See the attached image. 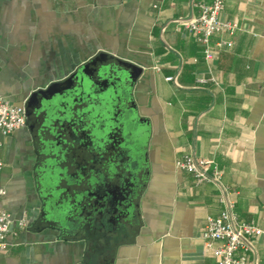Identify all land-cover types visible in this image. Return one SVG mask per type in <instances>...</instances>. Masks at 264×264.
Returning a JSON list of instances; mask_svg holds the SVG:
<instances>
[{
    "label": "crops",
    "instance_id": "0c3cea01",
    "mask_svg": "<svg viewBox=\"0 0 264 264\" xmlns=\"http://www.w3.org/2000/svg\"><path fill=\"white\" fill-rule=\"evenodd\" d=\"M200 1L210 2L0 0L6 100L22 105L35 89L105 52L142 69L109 113L127 110L148 128L136 204L125 218L104 212L96 223L89 175L81 177L80 193L71 175L69 190L54 183L43 192L28 127L2 137L0 206L12 225L0 264H215L203 227L228 200L239 219L263 230L246 240V264H264V0H224L222 18L238 27L232 36L212 37L232 45L209 61L181 27ZM200 76L215 82L200 84ZM75 151L53 165L91 163L88 148ZM184 154L215 161L220 182H197L178 169L175 161ZM22 218L26 225L19 228Z\"/></svg>",
    "mask_w": 264,
    "mask_h": 264
},
{
    "label": "water",
    "instance_id": "95a60500",
    "mask_svg": "<svg viewBox=\"0 0 264 264\" xmlns=\"http://www.w3.org/2000/svg\"><path fill=\"white\" fill-rule=\"evenodd\" d=\"M141 73L142 69L139 66L120 57L100 52L76 67L67 77L35 89L22 104L26 126L40 156L39 188L43 192H48L53 187L52 184L57 183L62 189L69 190L66 179L71 175L78 180L72 188L80 193V190H84L81 177L89 175L92 178L89 195L93 196L91 201L93 213H97L93 220L95 223L104 212H119L124 218L129 216L141 192L144 139L143 142L138 140L133 146L134 154L129 159L124 149L130 144L122 138L118 145L123 151H121L123 159L109 160V163H106L105 176L118 179L115 187L119 190L120 196L104 190L102 188L105 187L104 181L102 183L101 179V176H104L101 171L103 157L109 149L106 140L108 130L116 124L117 127L110 129L116 133L119 123L123 128L127 127V122L134 121L133 113L127 110L109 113V108L120 95L124 102L125 94L129 93ZM102 87L105 89L101 90ZM100 110L102 113H95ZM103 114L107 119L103 118ZM136 122H133L136 124V136L146 138L147 126L140 121ZM79 147L89 149L90 164L74 167L66 165L64 170L53 165V161L66 159L69 153ZM77 204L80 205L79 202ZM42 212L46 217L47 209Z\"/></svg>",
    "mask_w": 264,
    "mask_h": 264
},
{
    "label": "built area",
    "instance_id": "2783aa9c",
    "mask_svg": "<svg viewBox=\"0 0 264 264\" xmlns=\"http://www.w3.org/2000/svg\"><path fill=\"white\" fill-rule=\"evenodd\" d=\"M155 6V5H154ZM197 12L181 24L183 30L191 34L196 42L203 47L204 58L209 61L218 51L228 49L231 40L221 39L212 43V37L221 33L233 35L238 25L234 21L222 18L224 0H210L196 3ZM171 79V77L166 78ZM198 83L215 82L214 77L197 78ZM26 125V117L22 105H14L0 94V140L15 130ZM1 146V141H0ZM175 166L193 175L197 182H220L222 170L215 161L203 157L184 154L175 161ZM3 161L0 158V172ZM5 188L0 182V197ZM234 202L226 201L225 207L216 216L206 218L203 231L207 239V249L214 258L215 264H246L249 249L246 240L260 235L263 230L253 221L239 219L233 212ZM12 219L0 206V250L7 251L10 243ZM19 228L26 225L25 218L17 222Z\"/></svg>",
    "mask_w": 264,
    "mask_h": 264
},
{
    "label": "flooded vegetation",
    "instance_id": "af4514ba",
    "mask_svg": "<svg viewBox=\"0 0 264 264\" xmlns=\"http://www.w3.org/2000/svg\"><path fill=\"white\" fill-rule=\"evenodd\" d=\"M115 114V113H114ZM107 116H105L104 114H103V118H106ZM133 118V117H132ZM107 119V118H106ZM111 119H112V117H111ZM133 122H135V123H137L136 122V120H135V118H133ZM133 122H127V127H123L122 128V124H120L119 123V126H118V129H117V132L115 133V132H111V130L114 128V127H117L116 126V124H114V127L112 126L109 130H108V132H107V143H108V147H109V149H108V151H106L105 153V156L103 157V159H104V163H103V165H102V167H101V171H102V173H104V176L102 175L101 176V179H103V181H104V186L106 187V188H104L103 186H102V188L104 189V190H107V191H111L113 194H117V196L119 195L120 196V192H119V190H117V188L115 187V184H117L118 183V179L116 178V177H106L105 176V173H106V170H105V168L107 167V164L109 163V160H115V159H117V160H121V159H123L122 157H121V149L119 148V145H118V143H120V141L122 140V138H124V140H126L127 141V143L128 144H130L129 145V147L127 148V149H124L126 152V156L130 159L132 156H133V154H134V147L133 146H135V144L138 142V140L139 141H141L142 140V142L144 141L143 139H145V136H144V138H138L137 136H136V124L135 123H133ZM123 129V130H122ZM123 131V132H122ZM111 137V138H110ZM124 145V144H123ZM124 148V147H123ZM123 152V151H122ZM107 163V164H106ZM106 166V167H105ZM56 168L57 169H59V168H63V170L64 169H66V166L65 167H57L56 166ZM117 191V192H116Z\"/></svg>",
    "mask_w": 264,
    "mask_h": 264
}]
</instances>
